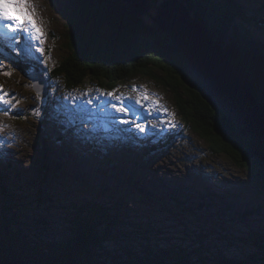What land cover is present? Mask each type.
Returning <instances> with one entry per match:
<instances>
[{
    "label": "rangeland",
    "instance_id": "obj_1",
    "mask_svg": "<svg viewBox=\"0 0 264 264\" xmlns=\"http://www.w3.org/2000/svg\"><path fill=\"white\" fill-rule=\"evenodd\" d=\"M31 2L43 43L35 39V32L18 33L23 54L18 58L0 51V95L6 92L5 99L12 100L11 105L0 102V224L16 216L13 231L21 229L26 236L61 240L69 235L73 202L94 198L108 206L121 199L126 204L127 221H152L159 226L161 244H190L204 232L210 235L207 243L214 254L242 260L246 247L238 242L223 243L221 238L228 233L244 235L248 228L264 231V209L258 210L264 204V192L261 195V189L244 170L227 157L213 154L205 141L186 128L173 93L157 80L138 76L113 91L98 87L96 82L71 93L65 91L64 79L52 72L70 56L66 46L68 2ZM243 2L253 11L264 4L263 0ZM9 11L20 15L15 7ZM7 23L11 22L0 21V28ZM246 29L253 32L251 27ZM7 36L11 39L12 34ZM253 37L264 40V33L256 31ZM37 60L55 86L50 97H38L30 81L31 64ZM4 71H12V75H3ZM154 74L163 76L157 70ZM107 93L121 96L124 106H132L130 113H117L111 104L120 106L121 101ZM137 98L140 104L135 103ZM135 124L145 125L144 131ZM173 134L175 140L165 150L154 148L153 142H166ZM45 148L50 153H45ZM146 150L153 153L145 156ZM42 153L58 169L45 185L37 165L43 160ZM206 187L222 198L217 202L206 199L209 205L196 217L169 200L178 196L184 202L189 199L187 195L202 196L204 192L198 189ZM160 197L164 199L160 201ZM186 205L197 208V199ZM247 209L258 213L242 222L238 214ZM121 243L132 247L127 240ZM117 248L114 244L111 250Z\"/></svg>",
    "mask_w": 264,
    "mask_h": 264
},
{
    "label": "trees",
    "instance_id": "obj_2",
    "mask_svg": "<svg viewBox=\"0 0 264 264\" xmlns=\"http://www.w3.org/2000/svg\"><path fill=\"white\" fill-rule=\"evenodd\" d=\"M243 1L189 0V5L264 112V40L253 37L256 31L264 33V4H258L253 11ZM67 2L66 46L70 56L52 72L54 77L64 79L65 91L73 92L88 82L113 91L138 76L157 80L173 93L175 107L186 128L205 141L213 154L227 157L244 170L263 194L264 132L249 135L224 110L212 104L202 83L191 77L167 36L153 29L145 19L134 17L122 0ZM246 27H251L253 34ZM154 70L163 76L158 77ZM47 84V97H50L55 86L49 80ZM175 137L173 134L166 142H154V148L165 150ZM152 153L144 152L145 156ZM42 154L43 160L37 165L45 185L58 169ZM2 192L5 194L4 189ZM198 192L204 194L196 197L185 193L189 199L184 202L178 196L169 200L196 217L209 205L206 199L217 202L222 198L220 193L207 187ZM39 197L43 200L42 193ZM160 198V201L164 199ZM192 198L198 202L195 209L186 205ZM263 209L264 204L258 210ZM258 210H244L238 214L239 219L247 221ZM70 212L69 235L61 240L50 241L37 234L26 236L21 229L13 231L12 224L18 222L16 216L2 221L0 260H23L25 264H264V231L248 228L244 235L235 237L228 233L221 238L223 243L238 242L246 247L242 260H237L214 254L211 244L207 243L210 235L204 232L198 233L190 244H161L159 226L152 221L145 224L127 221L126 204L121 199H115L108 206L94 198L79 200L72 203ZM121 240H127L132 247L127 248ZM114 244L119 248L113 251Z\"/></svg>",
    "mask_w": 264,
    "mask_h": 264
},
{
    "label": "water",
    "instance_id": "obj_3",
    "mask_svg": "<svg viewBox=\"0 0 264 264\" xmlns=\"http://www.w3.org/2000/svg\"><path fill=\"white\" fill-rule=\"evenodd\" d=\"M134 16L145 19L153 29L172 41L174 49L194 80L205 88L208 99L224 110L249 135L264 132V112L253 99L245 82L213 42L207 30L194 16L189 0H122ZM34 90L44 97L47 83L44 76L35 72L30 76ZM263 146V145H262ZM264 150V147H263ZM0 264H25L23 260Z\"/></svg>",
    "mask_w": 264,
    "mask_h": 264
},
{
    "label": "snow or ice",
    "instance_id": "obj_4",
    "mask_svg": "<svg viewBox=\"0 0 264 264\" xmlns=\"http://www.w3.org/2000/svg\"><path fill=\"white\" fill-rule=\"evenodd\" d=\"M10 7H15L20 15L19 16L13 15L9 11ZM35 14H36V8L35 5L31 2V0H0V21L11 22L5 24L3 28H0V35L7 36L8 33L10 32L12 34L11 40L14 43L18 44L20 40V36L17 35L18 33L30 34L35 32L36 33L35 39L37 41H40V43L42 44L43 40L41 39V36L43 35V32L41 27L37 25V22L35 20ZM5 28L8 30L7 32L4 31ZM44 51L45 50L43 47L39 49V52L41 54H43ZM2 67L3 65L2 63H0V68ZM2 74L6 76H11L12 71H4ZM0 91H2V85H0ZM106 95L113 97L117 101H121L120 106H117L116 104H111V107L115 109L117 113H121L125 115L130 113L132 106L131 105L124 106L121 96H116L114 93H107ZM6 96H8V93L6 92L3 93V95H0V102H3L4 104L7 105H11L12 100L5 99ZM37 96L39 97V93H37ZM128 99H132V98L129 97ZM143 99L147 100L148 99L147 95H145ZM88 103L91 104L92 101L89 100ZM135 103L140 104L141 99L137 98ZM164 111H167V109H164ZM123 122L128 123V121H123ZM135 127L140 129L141 131H144L145 129V125L142 124H135Z\"/></svg>",
    "mask_w": 264,
    "mask_h": 264
}]
</instances>
